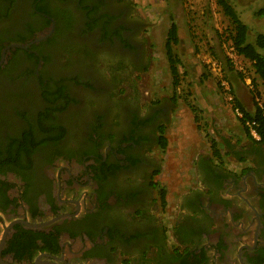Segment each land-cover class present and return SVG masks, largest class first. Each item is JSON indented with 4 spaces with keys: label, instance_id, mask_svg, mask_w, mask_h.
Instances as JSON below:
<instances>
[{
    "label": "flooded vegetation",
    "instance_id": "af4514ba",
    "mask_svg": "<svg viewBox=\"0 0 264 264\" xmlns=\"http://www.w3.org/2000/svg\"><path fill=\"white\" fill-rule=\"evenodd\" d=\"M138 8L0 0V264L264 259L257 182L246 188L252 221L213 218L215 241L207 219L163 220L155 150L175 104L146 93L143 101L134 86L117 91L151 68L150 25Z\"/></svg>",
    "mask_w": 264,
    "mask_h": 264
},
{
    "label": "crops",
    "instance_id": "0c3cea01",
    "mask_svg": "<svg viewBox=\"0 0 264 264\" xmlns=\"http://www.w3.org/2000/svg\"><path fill=\"white\" fill-rule=\"evenodd\" d=\"M245 83L247 81L243 75L237 73L233 77L232 88L241 106L254 114L255 95L249 87L246 89ZM178 90L179 86L176 88L179 95ZM213 95L205 88L197 92V101L192 105L186 103V107L177 101L168 108V119L164 126L167 146L163 149L167 155L162 157L166 163L158 158L160 172L154 180L158 186V182H161V186L166 185L159 186V190L165 192L163 205L169 197L173 202V206L166 204L168 209L166 213L162 212L163 220L170 216L178 220L189 216L198 222L207 219L213 227L208 232L211 240L215 241L218 237L212 235L214 224L224 219L249 223L256 215L245 202L248 198L246 188L256 182L258 187L264 188V144L254 142L231 107L214 100ZM162 98L170 101L169 98ZM186 116L191 121H184ZM176 134L182 139L183 153L189 157L188 168L180 165L179 149L172 150L179 146L175 141ZM242 211L245 220L242 219Z\"/></svg>",
    "mask_w": 264,
    "mask_h": 264
},
{
    "label": "rangeland",
    "instance_id": "374dc122",
    "mask_svg": "<svg viewBox=\"0 0 264 264\" xmlns=\"http://www.w3.org/2000/svg\"><path fill=\"white\" fill-rule=\"evenodd\" d=\"M228 2L235 9L241 21L248 26L249 42L254 43L258 34H264V14H260V11L264 12V0H228ZM135 5L139 7V11L150 25L148 33L152 47L150 57L152 64L147 74L135 78V84L122 81L121 85H118L117 91L120 89H122L121 92L126 91L134 86L142 100V95L146 93L153 100H158V97L161 96L169 98L173 104L179 101L178 104L183 103L181 105L186 106V103L192 105L196 102L197 92L200 93L202 89L206 88L215 95L214 100L224 102L231 107L235 114L234 107L229 101L230 92L224 85V83H228L232 88L234 75L240 73L227 56L232 45L231 36L234 26L218 5L217 0H135ZM172 24L177 26L179 36V44L174 47V52L181 61L178 68L179 95L176 94V88L173 87V76L166 55V42ZM210 60L222 64V76L212 72L208 64ZM242 60H244L242 65L248 73L247 75L241 73L243 77L245 79L249 77L251 80L256 79L254 90L249 89L250 87L245 84L246 89L251 90L255 95L253 102L258 104L264 100L263 84L257 78L252 63L243 58ZM201 86L203 87L201 88ZM232 91L231 94L235 96L233 88ZM256 98H259L260 101H257ZM183 119L191 121L189 116ZM185 137H187L186 134ZM175 138L179 146L173 147L172 150L179 149L180 165L188 168L189 157L183 153L185 149L181 146L182 139L178 138L177 134ZM155 155L166 163L163 158L167 154L160 145L156 148ZM158 183L160 187H166V185L161 186V182ZM168 203L173 206L171 197L168 198L167 203L165 200L162 212L166 213ZM167 224L170 225L169 222Z\"/></svg>",
    "mask_w": 264,
    "mask_h": 264
},
{
    "label": "trees",
    "instance_id": "16d2710c",
    "mask_svg": "<svg viewBox=\"0 0 264 264\" xmlns=\"http://www.w3.org/2000/svg\"><path fill=\"white\" fill-rule=\"evenodd\" d=\"M218 5L223 9L224 14L231 20L234 29L231 36V41L234 46L236 53L243 57L245 60H248L252 63L254 72L258 79L261 80L264 87V34H258L256 36L255 42H249V28L248 26L241 21L238 14L228 0H217ZM260 14L263 15L264 12L260 11ZM179 44L178 28L175 24H172L168 32V38L166 42V55L168 58V63L170 65V72L173 76V87L177 88L179 86V71L178 68L181 65V61L178 58L177 54L174 52V47ZM254 86L256 85V79H253ZM236 100V107L239 108L244 117L240 121H254L258 125V133L261 136V141L257 143L264 144V105L260 107L256 104V110L254 114L248 113L243 106ZM247 135V129H245ZM165 129H161V140L159 145L162 149H165L167 146V139L164 137ZM250 137V136H249ZM254 141V140H253ZM256 142V141H254ZM165 192L161 190V196L164 197ZM56 249L58 247V239H56ZM12 247L8 249L7 252H12ZM264 259L256 260L253 264H263Z\"/></svg>",
    "mask_w": 264,
    "mask_h": 264
},
{
    "label": "built area",
    "instance_id": "2783aa9c",
    "mask_svg": "<svg viewBox=\"0 0 264 264\" xmlns=\"http://www.w3.org/2000/svg\"><path fill=\"white\" fill-rule=\"evenodd\" d=\"M227 56L229 58V61L233 65H235V67L239 70L240 73H242L244 75L248 74L246 71V68L242 65V62L244 61V60H242L243 57L241 58V56H239L236 53L233 44L231 45L230 51L227 53ZM208 64L210 65L213 73H216L217 75L222 76L223 68H222L221 63H219L217 61L210 60V61H208ZM246 81H247V84L250 87V89L254 90L255 87H254L253 81L249 77H247ZM224 85L227 87L228 92H230L229 101L232 103V106L234 107L235 114L237 115V117H239V119L243 118L244 115H243L242 111L236 107L235 96L233 94H231L233 92L232 88L229 87L228 83H224ZM256 99H257V101H260L259 98H256ZM258 105L260 107H263L264 100L260 101L258 103ZM240 123H242V126L244 127V129H247V132L249 133V136L252 140H254L256 142L261 141V136L258 133V129H257L258 125L256 122H254V121H243V122L240 121Z\"/></svg>",
    "mask_w": 264,
    "mask_h": 264
}]
</instances>
